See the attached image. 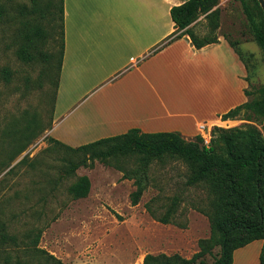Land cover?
Here are the masks:
<instances>
[{
	"label": "crops",
	"instance_id": "obj_1",
	"mask_svg": "<svg viewBox=\"0 0 264 264\" xmlns=\"http://www.w3.org/2000/svg\"><path fill=\"white\" fill-rule=\"evenodd\" d=\"M185 1L64 0V57L49 137L74 148L131 129L179 132L190 140L228 122L221 116L248 101L247 69L230 43L219 38L218 43L196 49L189 36H183L157 51L175 32L171 8ZM108 168L98 162L94 168L80 167L77 175L92 181L89 196L72 201L42 234L40 248L63 264L103 263L99 257L90 259V251H74L71 256L57 251L63 242L70 245V239L75 247V229L58 232L66 216L75 214L82 218L80 223L94 226L84 242L91 247L108 236L122 243L126 226L148 220L142 202L131 203L134 181ZM207 222V234L197 240L196 250L178 255L191 259L199 253V241L211 236L208 218ZM161 224L160 229L169 225ZM165 241L173 247L170 236ZM263 245L257 240L236 250L233 264H261ZM159 254L175 255L147 252L134 264ZM121 257L120 264L133 261L131 255Z\"/></svg>",
	"mask_w": 264,
	"mask_h": 264
},
{
	"label": "rangeland",
	"instance_id": "obj_2",
	"mask_svg": "<svg viewBox=\"0 0 264 264\" xmlns=\"http://www.w3.org/2000/svg\"><path fill=\"white\" fill-rule=\"evenodd\" d=\"M33 1L41 6L48 2V0H0V4H5L9 14H12L15 10L19 13L22 6L31 8ZM215 9H219L216 18L219 27L216 31L212 30L211 22L205 15L193 24V30L201 38L219 37L234 45L247 67L246 90L251 93L248 100H257L261 96L260 89L264 86V51L255 41L238 0H220ZM33 19L42 22L50 30L48 19L41 20L40 14H35ZM56 25L57 28L60 27L59 24ZM17 27L18 23L13 26L6 16L0 21V67H10L14 72L11 83L0 80V219L7 224L10 236H16L18 242L17 246L8 245L5 249H0V260L2 261L6 253H9L13 260L20 257L28 264H38L39 261L44 263V259L35 260L31 257L33 252L29 250H32V246L28 245L30 240L26 236L32 231L47 226L49 228L63 215L68 205L74 201L68 187L75 178L60 180L65 154L54 148L48 140V132L55 116L56 89L47 81L44 73L46 64L42 60L37 59L32 64H23L16 57L18 45L14 38ZM60 40V30L56 29L54 37L45 42L44 51L59 54ZM52 75L56 76L55 70ZM249 116L250 114L243 113L237 121L229 120L218 127L246 129L253 126L262 133L264 139V119L255 116L247 120ZM218 135L219 132H216L214 127H209L206 134L201 136L205 140V145L209 146L211 140ZM23 147L24 151L18 154ZM223 157L226 158L225 154ZM24 158L25 161L20 163ZM128 162L129 165L133 164V161ZM8 166L10 168L6 170ZM13 167L14 169L6 174ZM189 176L190 168L182 160L167 158L163 163L154 162L149 172L150 186L141 199L142 203L140 202L146 209V203L156 198L153 207L158 215L162 216L178 198V212L174 219L178 224L187 223L186 228L169 224L160 229L162 226L158 225L159 222L148 212L147 221L133 222L126 226L122 243H119L120 240L119 242L109 240L111 237L108 236L103 238L105 240L101 245L91 247L84 242L87 241L85 238H90L88 236L95 231L94 226L82 224L80 223L82 218L70 214L60 223L58 232L75 229L73 236L75 247L70 239V245L63 242L55 248L57 251L64 250L69 256L74 251H90L89 254L92 256L90 259L99 257L103 261L102 264H120L123 255H131L133 259L126 264H134L147 252L171 255L182 251L190 254L196 250L197 240L207 234V218L199 210L211 212V202L215 196L206 183L188 186L186 183ZM99 188L98 185L97 192ZM107 208L113 211L112 208L108 206ZM80 210L82 214L85 212L84 209ZM119 219L125 221L124 216H119ZM165 236L171 237L172 248L169 247L170 242L165 241ZM139 245H142L140 249ZM219 251V247L215 248L214 256L207 255L204 260L213 263Z\"/></svg>",
	"mask_w": 264,
	"mask_h": 264
},
{
	"label": "trees",
	"instance_id": "obj_3",
	"mask_svg": "<svg viewBox=\"0 0 264 264\" xmlns=\"http://www.w3.org/2000/svg\"><path fill=\"white\" fill-rule=\"evenodd\" d=\"M238 1L241 3L255 41L264 51V13L258 1ZM219 2L220 0H186L183 4L172 7L170 14L175 24V32L166 39V43L159 46L157 51L183 36H189L196 49L218 43L219 37H199L193 30V24L205 15L211 22L212 30L216 31L219 27L216 20L219 9L214 10V8ZM18 12L15 10L14 13L9 14L5 4H0V21L6 16L13 26L18 23L14 38L18 45L16 57L23 64H32L37 59L42 60L46 64L44 73L47 81L55 87L56 96L64 57V0H48L43 6L33 1L31 8L22 6ZM35 14H40L41 20L50 21V30L42 22L33 19ZM56 23L60 27L57 28ZM56 29L60 30V52L59 54L45 52L43 48L45 42L54 37ZM235 51L243 62L241 55L236 49ZM54 70L55 77L52 75ZM13 76L14 72L10 67H0V80L11 83ZM245 95L249 98L251 93L245 90ZM260 95L257 100H248L231 109L221 116L222 120L237 121L243 113L250 114L247 120L255 116L264 119V86L260 89ZM214 130L219 132V135L211 140L209 146L205 145L201 135L186 140L178 132L142 133L139 129H131L125 134L102 138L76 148L51 137L48 140L54 148L65 154L60 180L75 178L68 187L72 200L86 198L91 191L92 181L76 173L80 167L94 168L98 162L123 173V179L134 181L136 189L131 194V203L136 206L150 186L149 172L154 162L163 163L167 158L186 162L190 168V176L186 184L196 186L206 183L215 196L211 202V212L199 210L209 220L211 236L199 241L200 251L191 259H185L178 253L172 256L147 255L143 264H233L236 250L257 240L264 242V139L262 133L253 126H248L246 129H224L215 126ZM24 148H21L18 154L22 153ZM128 161H133V164L129 165ZM9 168L10 166L6 170ZM13 169L14 167L6 174ZM155 201L156 198L151 199L145 207L157 222L174 224L181 228L187 227V223L178 224L174 219L178 212V198L162 216L158 215L153 207ZM44 229L32 231L26 236L30 240L28 245L32 246V250H29L33 252L31 257L35 260L44 259V263L39 261L38 264H63L39 247ZM8 245L17 246V238L14 235L10 236L7 224L0 219V249H5ZM218 247L220 251L214 262L207 263L204 257L214 256V249ZM260 263L264 264V245ZM0 264L28 263L20 257L13 260V256L6 253Z\"/></svg>",
	"mask_w": 264,
	"mask_h": 264
},
{
	"label": "water",
	"instance_id": "obj_4",
	"mask_svg": "<svg viewBox=\"0 0 264 264\" xmlns=\"http://www.w3.org/2000/svg\"><path fill=\"white\" fill-rule=\"evenodd\" d=\"M257 1H258L259 5H260V7L264 13V0H257Z\"/></svg>",
	"mask_w": 264,
	"mask_h": 264
}]
</instances>
